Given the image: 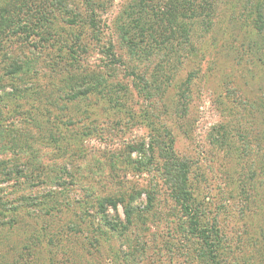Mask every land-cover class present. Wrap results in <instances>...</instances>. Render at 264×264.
<instances>
[{"label": "rangeland", "instance_id": "rangeland-1", "mask_svg": "<svg viewBox=\"0 0 264 264\" xmlns=\"http://www.w3.org/2000/svg\"><path fill=\"white\" fill-rule=\"evenodd\" d=\"M66 1L72 10L68 14L50 6L59 39L70 41L78 33L89 38L88 25L66 22L76 13L84 17L83 0ZM95 1L100 4L95 11L101 44L82 58L79 55L81 70L56 72L46 53L28 50L27 75L22 72L12 80L6 72L10 59L0 65V96L24 88L23 98L17 101L23 106L19 114L11 113L14 99L0 101L5 120L0 126V164L9 162L5 172L10 173L4 175L0 168V264H51L48 259L56 251L55 240L52 244L45 238L48 245L44 246L40 238L29 252L24 244L38 237L44 221H52L50 207L70 202L97 224L100 218L92 201L109 196L124 199L141 211L129 224L125 205L119 204L116 211L109 209V220L118 224L120 220L123 229L108 232L101 248L91 246L92 228H79L80 235L70 241V258L75 264L207 263L201 243L186 234L188 219L170 199L163 176L153 170L155 166H141L155 133L146 118L132 120L125 105L112 104L114 109H107L105 96L117 95L121 89L112 91V83L128 86V108L138 115L144 114L141 108L154 107L149 109L152 127L156 132L168 129L176 151L190 163V183L206 212L202 222L210 224L216 218L226 240L219 263L264 264V0H210L213 4L209 2L205 12L186 21V32H176L174 51L181 64L167 66L170 73L168 68L159 73L158 90L153 88L148 100L138 94L140 85L128 74L134 68L138 75L152 79L165 60L161 54L148 57L145 51L130 48V36H135L136 43L142 39L135 23L137 0ZM15 44L8 49L9 57L24 60L20 44ZM111 44L123 52L127 68H98L108 62L105 50ZM94 74L103 75L106 81L96 77L88 83ZM72 77L91 93L62 101L67 88L62 79L67 84ZM32 107L43 115L42 120L47 119L40 127L32 121L34 113L38 115ZM43 127L55 132L58 143L43 140ZM154 162L161 167L158 158ZM237 176L249 187L244 195L239 196ZM151 197V211L146 212ZM110 248L115 257L109 254ZM60 261L65 263V259Z\"/></svg>", "mask_w": 264, "mask_h": 264}, {"label": "trees", "instance_id": "trees-1", "mask_svg": "<svg viewBox=\"0 0 264 264\" xmlns=\"http://www.w3.org/2000/svg\"><path fill=\"white\" fill-rule=\"evenodd\" d=\"M209 2L213 4V1L210 0L136 1L138 18L135 20V23L141 31L142 39L139 43H136L133 40L135 36H130L128 38V41L131 44L130 48L133 50L145 51L144 53L148 57H150L152 53L161 54L165 60L164 62L163 60L160 62V67L158 66L159 68L153 74L152 79H148L146 75H138L134 68L130 71V74H128L129 77L133 78V80L140 85L139 89L137 88L136 90L141 97L148 100L152 97L151 90L153 88L158 90L156 81L160 77L159 73H165L166 68H168V73L171 72L167 66L172 67L175 63L181 64V61H179L180 56H177V51H174L176 32L182 31V34L183 32H186L187 26H184L186 21L192 20L193 16L196 14H202L205 12L207 5H210ZM49 3L50 5L47 6ZM50 6L58 7V10L63 14H68L72 11L69 10L70 4L66 0H0V54H2L0 55L2 57L0 65L10 59V65H8L6 72L12 80H14V76H18L19 74H22V72H24L25 75L28 73V63L27 59H25V50H28V52L46 53V56H49L50 59L53 60L50 62L51 68L58 72L61 69L63 70L67 68L70 70H81L82 56L87 55L89 51L95 49V45L101 44V39L98 35L99 24L95 11V8L100 7V4L96 3L95 0H83L81 5L85 10L83 18L77 16L76 13L66 21L69 25L74 26L79 23L83 26L88 25L92 30L91 34H88L90 35L89 38H85L83 34L78 33L76 36L74 35L70 41L59 39L61 36H59L54 29L56 15H53V9H50ZM49 12H51L52 15H49ZM15 43L20 44L19 49L22 51L24 60L20 58L18 60H12L11 57H9L8 49L10 48L11 50L12 46L16 45ZM3 51H6L7 53H4ZM105 52L107 54L105 55L108 62L101 64L98 68L115 66L128 67L123 52H117L116 47L113 44L106 47ZM190 52L193 54L195 48H192ZM138 60L140 61V59ZM16 62H18V65H16ZM96 77H103L102 80L106 81L103 75L99 77L97 74H94L90 75L88 83L94 82V78ZM164 78L165 80H169L170 77L166 76ZM62 81L63 85L67 87L66 89L64 88V97L61 99L62 101H75L82 97H86L91 93V89H88L89 87H79L75 77L69 78L67 84L64 83V79H62ZM112 84L111 90L113 91V89L121 88L118 91L121 94L117 93V95H114L109 93L105 96L108 104L107 109H114L112 104H115L118 107H123V105H125L124 109L127 107V112H129L128 114L131 116L132 120L140 119L137 116L146 118L148 126H151L153 132H155L154 135H151L150 137L151 142L148 143L150 149L148 151L146 150V152L149 153V156L146 157L145 162L141 163V166L145 169H152L153 166H155L153 170L160 173V176H163L164 181L169 187L170 199L175 203L176 207H180L183 216H186L188 219L187 228L185 229L187 230L186 234L192 239H195L196 242L201 243V255L207 260L206 264H220V251L222 244L225 243L226 240L223 239L224 235L221 229H218L216 218L213 223L210 224L202 222L206 216V212L201 210L200 203L195 197V192L190 183L192 169L190 163L188 160L181 158L176 151L175 139L172 138L168 129L161 131L157 130L156 132L154 126L152 127L151 124H154L153 114L149 109H154V107L151 105L150 107L147 106L141 108L143 109L144 114L138 115V111L135 113L132 108H128V103L131 101L128 86H121L119 83ZM23 90L24 88L16 87L15 93L4 91L6 93L4 94L5 97L0 96V101L2 102H4V98L7 97L10 100L11 98L14 99L11 104L16 105L11 108L12 114H19L21 112L23 106L18 105L17 101L23 98ZM56 104L57 107H59L60 101ZM164 108H166L165 105ZM32 110L37 111L34 107H32ZM37 113L38 115L34 113V117L32 116V121L35 123V126L38 125L40 127L42 126L40 125L41 122H46L47 119L42 120L40 118L41 113L38 111ZM12 114H10V116H12ZM60 115L62 114L60 113L56 117L58 118ZM2 116L3 114H1L0 110V126L2 125V122L5 121ZM41 116L43 115L41 114ZM44 117L46 118V116ZM57 128H59V126ZM57 132H60L61 134L62 131L59 130ZM63 133L66 132H62V134ZM42 138L47 142L54 141V144L58 143L55 132L53 133L51 129H47V127H43ZM72 140L74 143H77V137ZM81 149L82 148H79L77 151ZM130 151L131 148L129 152ZM155 158H158L161 161V167L154 162ZM8 163L9 162L3 161L0 164L2 171L5 172L6 169L9 168ZM5 174L10 173L5 172L4 175ZM236 179L238 188L240 189L239 196L241 194L244 195L249 187L246 185L242 177L238 178L237 176ZM80 203L81 202L78 201V204ZM119 204L125 205L126 223L133 224L134 215L137 213L139 214L141 210L140 208H134L133 205L121 198L109 196L103 199L98 198L95 202L92 201L93 209L97 210V217L100 218L99 223L97 224L93 222L92 219H87L89 215H87L85 210L80 212L79 209H77L76 211V206L74 207L70 202H57L55 207H50L53 208V211H48L51 215L52 221L43 222L37 233L38 237H34L31 241H26L24 243L25 250L27 252H29V250H34L35 242L36 240L39 241L40 238H42V243H45L44 246L48 245V242L45 239L48 238L53 242L52 244L55 243L54 240L58 244L54 254L50 253L48 261L51 264H57V260L60 261L63 259H65V263L63 264H75L74 259L70 258L73 257V254L71 253L73 252V248H71L70 241H74L75 235H80V233L77 232L79 228H83L82 230H88L87 226L92 228V236L94 237L93 245L91 246L94 248H101L100 246L102 245V242L106 240L108 232H118L120 228L123 229L121 221L119 220L118 224L117 222L109 220L108 214L109 209L116 211ZM149 204L150 208H148L146 212L151 211L152 197L149 199ZM45 208L49 210L48 206H45ZM246 208L248 210V207ZM80 209L82 210L83 208ZM76 212H79V214L82 215H79ZM145 213L140 214L142 216ZM93 226L95 227L93 228ZM186 240L189 242L188 237ZM252 240L257 242L258 239ZM261 240H264L263 236ZM108 252L109 254L111 253L112 256H116V253L111 250V248ZM83 255L86 256V252ZM58 256H62V259ZM58 264H61V261Z\"/></svg>", "mask_w": 264, "mask_h": 264}]
</instances>
